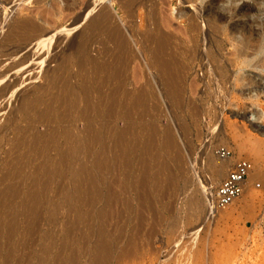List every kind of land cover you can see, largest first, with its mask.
<instances>
[{"label":"rangeland","instance_id":"obj_1","mask_svg":"<svg viewBox=\"0 0 264 264\" xmlns=\"http://www.w3.org/2000/svg\"><path fill=\"white\" fill-rule=\"evenodd\" d=\"M85 1L86 0H46V5L44 3L45 6H42L43 9L45 8L41 13L43 16L39 19L41 22H38L39 26L41 24V28L44 30V34L42 33L43 36H41V38L40 36L34 37L31 41L29 40L28 42L20 44H17L15 41L13 42L12 37H10L11 33L9 30L13 26V20H11L12 17H10L11 15L9 16L10 18L8 17L9 20L8 18L4 20L0 17V19L2 18V20H0V195L3 194L5 196L6 194L8 196L7 193H4L6 190L4 191L3 189H10V187L17 182L18 178L14 177H19L22 174L26 176L31 170V167L38 165L40 160L37 158L36 151H33L32 145L34 144L33 142H38V139H41V137L42 139H45L51 132H54V128L51 125H54L57 131L60 130V133L67 126L71 130L77 129L76 131H83L85 128L82 124V121L84 123L85 120L79 122L80 119L76 120V118H72L69 121L67 120V122H65L66 124L63 125L60 122H57V120H52L53 123L36 122L37 124H32L34 128L32 126L29 127L30 125L26 123L31 124L34 122H32L30 118L31 113L25 111L26 114L23 107L25 102L27 104L28 101L37 98V95L43 90L44 85L47 83V74L45 73L54 66L57 59L60 56L62 57L65 52L70 51L75 54L77 53L76 49L79 50V40L84 37L82 36V33L85 32L86 28V23L83 22V18L86 16L85 13L87 14V12H83L85 10L83 7L86 8L85 3L89 1L92 2V0ZM156 1L158 2L156 6L158 8V15H167L172 18V26L168 29L172 37L170 48V50H172L170 52L174 57L178 58L183 65L185 64V70H183L185 82L181 85L182 96L180 101L173 102L165 96L162 85L159 83L156 70H149L150 68L146 69V65H139V60H135L134 63L129 66L130 68H128V71H125V76H128L127 78L125 77L126 86L127 89H129L128 96L125 100L129 102L131 99L129 103L125 101V105L132 104L134 95L139 94V92L142 93L139 94L141 99L142 96L144 98L142 99V101L144 100L143 102L139 99L143 105L140 102L138 103L139 105L137 104V100L140 98L138 95L134 100L136 105L133 102L136 108L132 104L134 106L132 108L134 109L130 110L131 107L128 105L129 111L127 113L132 112L129 116H127V113H110V115H113L115 118L118 115L115 119L110 115L107 116L109 113L107 114L106 111H97L95 114L97 113L96 115L99 116H97L99 120H96L97 117L94 114L95 120L93 121L94 123L92 122V131H99V138L101 140L98 139L94 143L91 153L89 152L85 156L87 159L83 158L85 159V166L83 167L84 169L87 168L86 171L89 170L93 173L92 175L94 176L95 182L93 187L94 189H97L101 198L95 202L93 201V203L91 199L88 201V198L84 195V198L86 199L83 204L84 206L85 204L87 205L86 208H84L87 210V207L90 206L87 211L90 209L89 213L92 212L90 214V224H84L86 226H82L83 224L79 223L74 224L72 222L73 213H70L71 211L68 210L67 205L61 207V209L55 214L48 215L44 213L45 211H42L36 224H34V227L26 221L27 218H25V215L22 214L21 216V213H17L15 219H17L19 225L14 229L16 231L11 232L12 235L3 232L0 236V264H53L51 260H53L55 264H71V259L68 257L71 254V257L74 259L75 256L76 259H72V264H90L92 261L90 257L91 255L86 251H88V249L90 250V247L96 244V240L97 242L101 241V238L102 240L104 239V244L107 243L105 244V247L106 245H109L106 247V250L109 251L107 252L106 260L108 261H105L106 264H241V262L242 264H252L260 250L264 253V176H262V174L264 175V83L258 84V81L256 80L258 78L257 75L264 77V70L259 69V67H253V65L240 67L242 68L244 75L251 78L255 77L254 81L250 84L244 82L246 80L235 83L232 79L237 71H239L236 64H238L245 56L253 57L252 59L255 58L252 61L254 62L262 55L260 53L254 54L252 50H249L251 48L247 50L246 54L239 55L235 51L234 55L236 56L232 55L234 53V51H232L234 46L232 41L229 40H231L232 35L233 37L234 34L238 35V32L233 31L229 24L224 28H221V30H214L207 27L200 33L193 35L190 34V32L186 33V36L188 37L182 35L184 23L180 19H174L177 12L183 11L190 13L194 7H203L206 0H195L193 3L184 0ZM93 2L98 4V6L103 4L109 5V7L111 6L110 8L116 18L115 20L118 21L117 23H119L123 29L128 17L127 10L120 8L119 4L116 1L114 2V0L115 8H112L110 0H93ZM230 2V0H225L223 3H226L225 5L229 6ZM236 2L239 5L242 4V2L249 4V6H255L257 9L240 14L234 18L233 21H241V23L244 22L245 25L249 23L250 27H254V24L260 21H264V3L257 4L255 3L256 0H236ZM67 3H69V5H67ZM218 4L221 5V3ZM53 7H57L56 10ZM50 8H53V10ZM141 9L144 10V7ZM58 10L62 12H58ZM78 11L84 17H82ZM247 13L248 16L246 15ZM76 16L77 18H75ZM248 17L252 20L247 19ZM75 21L77 22L75 23ZM245 21L247 23H245ZM230 22L232 23V21ZM82 25H85V28ZM242 27L246 28L244 26ZM82 28H84V30ZM180 28L181 32L179 30ZM241 28L239 29L240 31L243 29ZM79 32L81 37L79 36ZM84 34L89 36L86 32ZM191 38L192 40L194 39V43L191 41ZM203 40H205V42ZM7 41H9V43ZM77 42L79 43L77 44ZM191 43L194 46H191ZM194 47L195 49H193ZM217 50H219V53ZM231 51L233 53H231ZM210 53L216 55L218 53L219 56H217L221 59L220 62H218L227 64L226 71L219 72L218 69L216 70L214 66L215 62L213 60L212 62L210 59ZM237 54L239 55L238 57ZM229 59L231 61H229ZM224 60L226 62H224ZM153 73L157 75V79L154 77L156 75ZM221 73H225V75L229 77V81L223 80L224 82L222 83ZM73 76L74 78H72ZM73 76L69 79L73 82L71 85L73 84V88L79 89V78L76 75ZM144 77H147L146 79L150 77V81L152 80V82H150L149 79H144ZM129 85L133 90H130ZM111 86V83L107 84L106 88H103L104 90L102 91H108ZM136 92L138 93L136 94ZM129 94L131 98L129 97ZM34 95H36V97ZM26 97L32 99L30 100V98ZM128 98L130 99L128 100ZM117 103L119 104V101H117ZM131 104L130 106H132ZM96 105L97 107L101 106V104ZM137 105L139 108H137ZM104 113L107 115L104 116ZM28 114L30 115L28 116ZM109 117L112 120V123L111 120L108 119ZM71 120L75 121L72 122ZM138 121L139 123H142L137 126L136 124ZM48 123H51L49 127H47L49 125ZM142 124L146 129L144 127V129L139 128ZM26 125L28 127H26ZM60 125L62 127L64 125L67 126L62 128ZM70 125L72 126L71 128ZM56 126L59 128H56ZM125 126L128 127V130H131V134H129ZM121 128L124 131H127V138L129 137L126 140L127 144L125 143L126 147L124 152L128 147L129 148L126 153H122V156H125V158L122 159L121 157L118 160V157H116V151L120 149V147L118 146L116 148L114 146L117 145L113 146V144L116 143L113 142L115 140L113 135L122 131ZM29 129H32V133L30 132L31 130L28 131ZM48 129L52 131L49 133ZM152 129H155L157 135ZM165 130H170L175 143V149L172 153L164 154L167 170L169 168L168 172L170 175L172 174L171 177H174L172 178V180L174 179L172 183H168L166 174L156 176L159 174L156 173L159 172L156 171L159 169V164L157 165L159 160L156 158L154 159V156L159 152H162L160 151L162 143L161 139L166 132ZM111 131L114 133L113 135L111 134ZM152 131L154 132V135H151V133H153ZM33 132H37L38 134L36 135H38V137L34 136L35 134ZM23 134L25 135L23 136L24 138H22ZM26 134H30V137ZM59 135L61 136L62 134ZM26 136H28L29 142L32 139L30 143H33L31 145L28 142L27 144H30L31 146L28 145L29 147L27 148H25L27 146L25 142L28 141ZM60 136V140H58L57 137L58 144H62L64 141L63 135ZM153 136H155L152 142L153 147L150 145V148L147 149V151L144 150L145 144L147 143L146 140L152 141L151 139H153ZM109 137L111 140L113 138V140L111 141ZM23 139L27 140L22 143L23 146L24 143L26 145L23 147L20 144L17 149L13 147L15 150L12 149L14 150L12 151V144L17 143L18 141L20 142V140ZM219 143L228 145L233 150L234 157H248L253 163L251 174L256 175H254V179L252 175H248L249 177L245 180L242 193L238 198L229 205L215 210L208 207V204L213 197L212 192L218 181L225 175L234 158L225 160L227 165H225L226 169L219 177H217L215 182L213 181L214 183L210 185L211 171L213 172V168L208 162L210 160L208 156L210 155V158H218L214 154V146ZM100 148L104 149V156L106 159H109V167L106 169L97 168L95 161H93L96 155L95 152L99 151ZM26 149L29 151H26ZM49 151L50 153H53L51 149ZM175 152H178L181 156V160H179L181 166L178 161L176 163V160L174 159ZM25 154L30 157L31 162L28 157L29 164ZM23 155L26 158H24ZM15 161L19 162V165ZM75 161L73 163L75 165L72 164L73 167L78 165L76 163L78 161ZM9 166L10 168L13 167V170L16 168L17 171L18 169L19 172L15 171V174L17 173L19 176L16 174L17 176H11V178L9 177L8 179L5 174V169H9ZM75 168L77 167H74V169L72 168L73 171L76 170ZM252 172H254V174ZM155 178L156 180L158 179L157 182ZM259 179L261 180L259 181ZM53 180V191L50 190L47 192L48 195H46L43 200L41 199L42 203H45L43 201H45L47 197L49 199L53 198V201L61 200L63 197L66 199L65 197L67 195L60 192L62 186H64V189L66 187V190H68V188L73 190L72 184L77 183L79 186L84 185L80 180H78L80 183H78V181L75 183L69 181L72 184L67 182L68 185L65 180L63 181L60 178ZM153 180H155V182ZM253 180H255V183ZM28 181L29 180H27V183H30V181ZM166 181L168 185L166 184ZM59 183L61 186H59ZM65 183L66 185H64ZM2 187L5 188L2 189ZM84 187L85 185L81 188ZM88 187L89 185H87V189L84 188L86 191L82 189V192L84 190V194H87L93 189V187H91L92 189L90 188L88 190ZM205 187H208L209 191L207 193L204 192ZM57 190L60 191L58 192ZM109 193L111 196L107 195ZM64 194L66 196H63ZM13 195L14 194L12 193V196H10L12 199L14 198L12 201L15 202L18 195ZM10 196H8L9 200H7V203H9L8 201L12 203ZM107 196L112 198L111 202H109L111 198L109 199ZM1 198L0 203L5 206L6 199L5 202H1ZM106 198H108V200H106ZM107 203L111 204H108L105 208L104 206ZM2 204H0V208ZM103 207L105 208L106 213L107 211L108 213L106 217L99 219L97 218V212L98 209L100 210V208L102 209ZM108 207H110L109 210H107ZM5 219V223H8L12 218L10 216ZM62 224H64V226ZM64 233L69 234V239L65 248L61 250L60 240L56 237ZM44 236L54 237L55 239L47 246V251L48 249L49 251L46 258L41 259L37 251L40 246H43L42 243H44ZM78 237L86 239L85 246L88 249L86 247L80 248V238ZM125 246L126 250L128 248L131 252L118 258L119 255L123 253L122 251L125 249Z\"/></svg>","mask_w":264,"mask_h":264},{"label":"bare ground","instance_id":"obj_2","mask_svg":"<svg viewBox=\"0 0 264 264\" xmlns=\"http://www.w3.org/2000/svg\"><path fill=\"white\" fill-rule=\"evenodd\" d=\"M45 1L46 0H0V17H2L5 20L11 15L10 16V17H12L11 20H13V26H12V28L10 27L11 29L9 30L11 33L10 37H12L13 42L15 41V42H17V44H20L23 42H28L29 40L31 41V39H33L34 37L40 36V38H41V36H43L42 33L44 34V30H42L41 24L39 26L38 22L40 21L39 19L42 18V16H43V15H41V13L45 9V8L43 9V7H42V6L46 5ZM86 1H88V0H86ZM115 1L119 4L120 8H123V9L127 10V12H128L127 13L128 17L126 16L127 17L126 24L124 23L125 26L123 27V29L119 25V23H117L118 21L115 20L116 18L114 17V15L111 11L112 10L110 8L111 6L109 7V5H106V4L98 6V4L93 2V0H92V2H90V1L86 2L85 3L86 8H84L82 6L83 9H85L83 12L84 13L87 12V14L85 13L86 16L84 17L83 15L80 14L79 11L78 12L82 17H84L83 22L86 23V28L84 27L85 25H82V26L85 28V32L89 36H86L84 34L85 32L82 33V36H84V37L80 38V40H79L80 44L78 46L79 50L76 49L77 53L74 54L70 51L65 52V54L62 55V57L60 56L57 59L54 66L52 68L50 67L51 69H49L45 73V74H47V83H46V85H44V88L42 91L40 88L41 92L39 91L40 93L39 94L37 93L39 96L36 94L37 98L31 100L32 98L26 97V98H30L31 101H28L27 104H26V102L24 103L25 104V105H23L24 112L25 111L27 113L30 112L31 113L30 118H31L32 122H34L31 124L26 123V124L30 125L29 127H31L32 124H35L36 122H39V123L51 122V123H53V121H55V120H57V122H60L63 125V124H66L65 122H67V120L69 121L72 118H76V120L80 119L79 122H81L82 120H85L84 123L85 122L86 123L84 124L82 121V124L85 126L84 130L81 129L83 131H76L77 129L71 130L68 128L67 125H64L67 127H65V129H63L61 131V133L59 132L60 130L57 131L55 129L54 125H51V123H48L49 125L47 127H49L50 125L53 126L54 132L50 133V131H52V130L48 129L50 135L47 138L42 139L41 135L39 134L42 140L37 138L38 142H36V143L33 142L34 144L32 143L33 144L32 145L30 143L32 139L29 142V138H28V136L30 134H26V135H28V136H26L28 141L23 139V140H20V142L18 141L17 143L12 144L11 150L14 148L15 149L19 148L20 144H21V146H23L22 143L25 141H27V142H25L26 144L29 142L33 147V148L31 147L33 149V151L34 150L36 151L37 158L40 160V162L38 163V165H35L36 164L35 163L34 164L35 166L31 167V170L27 173L26 176L23 174H22L23 176L22 175L19 176V174L16 173L19 177H14V178H18V180L13 186L10 187V189L7 188L9 190H7L5 187H2V189L5 188V189H3L4 191L6 190L4 193H7L8 196H10V195L12 196V193H13L14 194L13 196L18 195V197H17V200H15V202H13L12 200L14 198L12 199L10 196L12 203H10V201H8L9 203H7V200H9L8 196L6 194L4 196L2 194V189H1V194H2V195H0V198L2 197L1 202L2 201L5 202V199H6V202H5L6 204L4 206V204L0 203V204H2V206L0 208V236L3 234V232L5 234L6 233L11 234V232L16 231L14 229L19 225L17 219H15V216L17 215V213H21V216H22V214L25 215L26 216L25 218H27L26 221H28L34 227V224H36L37 220L40 217L39 215H41L40 213L42 211H45L44 213L48 214V215L55 214L61 209V207L65 206V205H67L68 210L71 211L70 213H73V221L72 222L74 224L79 223V224H83L82 226H86L84 224L89 223V220L91 219L90 214L92 212L89 213L90 209H89V211H87L90 206L87 207V210L85 209L87 205L85 204V206H84V204H83L85 202V199H86V198H84V195L88 198L87 199L88 201H89V199H91L92 202L93 201L95 202L96 200L101 198L99 192H97V189H94V187H93L95 185L94 176L92 175L93 173L90 172L89 170H88L89 172L86 171L87 168L84 169V167H83V166H85L84 165L85 159H83V158L87 159V157H85V156L89 152L91 153V151H92L91 149H92L94 143L98 139L101 140L99 138L100 132L99 131L98 132L92 131V128H93L92 122L95 120L94 117L97 114V113L95 114V112H97V111H100V112L106 111L107 114L108 113L109 114L107 115L104 113V116L105 115L109 116L110 113L111 114L112 113L117 114V112L122 113V114L127 113L129 111V107H131L130 110L134 109V108H132L136 105L134 100H135L136 96H138L139 94H142V93L139 92V94H137L138 92H136L137 95H134L133 102L135 105L132 102V104L134 106L131 103L130 104L132 106H130V104L125 105V101H126L125 99L127 98L128 93H129L128 92L129 89H127L126 81H125V77L127 78L128 76H125V71L126 70L128 71V68H130L129 66L132 63H134L135 60H137V61L139 60V62H140L139 65L140 64L146 65L147 66V67L145 66L146 69L150 68L149 70H151V69H153L154 71L156 70V72L158 73L159 83L162 85L163 93L165 94V96H167L173 102H178L181 99V96H182L181 85L185 82V77H184L185 75L183 72V70H185L184 69L185 64L183 65V63L180 62V60L178 58L174 57L172 55V53L170 52L172 50V49L170 50L172 37H171V33L168 29H169V27L172 26L171 25L172 24L171 23L172 18L167 16V15H162V14L160 16L158 15V10H157L158 8L156 7L158 2L156 0H114V2ZM184 1L189 2V3H193L195 0H184ZM224 1L225 0H206L204 2L203 7L202 6L200 8L194 7L192 9V12H190V13L179 11V12H177V15H175V17L174 16L173 17H174V19H180L184 23V26L182 29L183 30L182 35H184V36H186L187 35L186 33H188V32H190V34H192V35L196 34V33H200L204 28L206 29L207 27L212 28L214 30H221V28H224L225 26H227L229 24L231 26V29H233V31L238 32V35L234 34V37L232 35L231 40H229V41H232L233 46H234L233 50L231 47V50L234 51V53L231 51V53H233L232 55L235 54V51L239 55L246 54V52L249 48H251L249 50H252V52H254V54L260 53L262 55L260 58L258 57L254 62H252V61L255 58L252 59L253 57H248V56L244 57L243 56L244 58L241 61H239L238 64H236L237 67L239 68L238 69L239 71H237V73L235 72L236 73L235 75L233 73V75H234L233 78L231 75V78L233 79V81L235 83L243 82L244 80H246L244 82H248L250 84L254 81L255 77L251 78L249 76L244 75L243 74L244 72H243L242 68H240V67L253 65V67H257V68L259 67V69L264 70V21H262V22L260 21L256 24H254L255 26L254 27L252 26L253 28L250 27V24L247 23L246 21H245V23L249 24V25L246 24L247 26L244 24V22L241 23V21L240 22L233 21L234 18H236L238 15L243 14L245 12L253 11L257 8L255 6H249V4H246L243 2H242V4L239 5V4H237L236 0H230L231 2H230V5L228 6V5H225L226 3L225 4L223 3ZM110 2L112 3V8H115V3L113 2V0H110ZM110 2H109V4H110ZM44 3H45V5H44ZM69 3H67V5H69ZM218 3H221V5H219ZM255 3L262 4V3H264V0H256ZM72 4H73V2H72ZM214 5H215V7H214ZM55 6H56V4H55ZM193 6H195V5H193ZM142 7H144V10L141 9ZM53 8L56 10L57 7L56 8L53 7ZM53 8L52 9L50 8V9L53 10ZM58 8H60V7H58ZM258 10H260V9H258ZM59 11L60 10H58V12ZM60 12H62V11H60ZM59 14H61V13H59ZM246 15L248 16V13ZM2 18L0 20H2ZM9 18H8V20H9ZM75 18H77V16ZM79 18H81V17H79ZM247 19H250V18L248 17ZM75 20H77V19H75ZM250 20H252V19H250ZM230 21H232V23ZM255 21H256V19H255ZM76 22L77 21H75V23ZM83 22H82V24H83ZM242 26H244L246 28H243ZM248 26H249V28H252V29H249ZM84 28H82V29L84 30ZM181 28H182V26H181ZM181 28L179 29L180 32H181ZM240 28L244 31H242V30L240 31L239 30ZM81 32H82V30H81ZM5 33H6V31H5ZM79 36H80V32H79ZM184 36H183V38H184ZM186 37H188V36H186ZM46 40H47V37H46ZM191 41H193V43H194V39L192 40V38H191ZM203 41L205 42V40H203ZM7 42L9 43V41H7ZM189 42H190V40H189ZM78 43L79 42H77V44ZM12 44H15V43H12ZM137 44H138V46H137ZM191 46H194V45L192 44ZM22 47H24V46H22ZM193 49H195V47ZM211 51H213V50H211ZM217 51L219 53V50H217ZM218 53H217V55H218ZM193 54H195V53H193ZM238 54H237V57L239 56ZM248 54H249V52H248ZM260 54H258V55H260ZM10 55H12V54H10ZM19 55H20V53H19ZM217 55L211 54V57H210L211 61L213 60L215 62L214 66H215L216 70L218 69L219 72L224 71V70L226 71L227 64L219 63L221 59H219L218 58L219 55L218 56ZM234 56H236V55H234ZM252 56H254V55H252ZM189 57H190V55H189ZM19 58H20V56H19ZM240 59H241V57H240ZM229 61H231V60L229 59ZM8 62H11V61H8ZM14 62H15V60H14ZM224 62H226V61L224 60ZM235 63H237V62H235ZM212 64H210V65H212ZM204 67H206V66H204ZM233 67H235V66H233ZM153 74H155V73H153ZM221 74H222L221 75L222 76V83L224 82L223 80L229 81V77L226 76L225 73H221ZM73 75H76L79 78V81H80L79 82L80 88L78 86L79 89H75L72 86L73 84L71 85V83H73V82H71L69 79H71V76H73ZM76 76H75V78H76ZM134 77H137V76H134ZM154 77L156 78L157 75ZM257 77L258 78L256 80L258 81V84H260V83L263 84L264 83V77H262L260 75H257ZM72 78H74V76ZM146 78L147 77H144V79H146ZM148 79L150 81V77ZM148 79H146V80H148ZM146 80H144V81L146 83H148ZM203 80H205V79H203ZM150 82H152V80ZM110 83L112 86L109 88V90L108 91H102V90H104L103 88H106V85L110 84ZM248 83H246V84H248ZM226 84H227V82H226ZM240 84H242V83H240ZM130 90H133V89H131V86H130ZM36 95H34V96L36 97ZM129 97H130V94H129ZM130 98H128V100ZM139 99L142 101V99H144V98L142 96V99H141V96H140V98H138V100L136 99L137 104L139 102L141 103V101H139ZM24 100H26V99H24ZM117 101H119V104L117 103ZM130 101H131V99H130ZM129 102H127V103H129ZM116 103H117V105H116ZM96 104H98V105L101 104V106L97 107ZM141 104L143 105V103H141ZM128 105H129V107H128ZM39 106H41L42 108ZM135 108H136V106H135ZM137 108H139V106ZM142 109H140V110H142ZM135 110H137V109H135ZM144 110H145V108H144ZM100 112H98V113H100ZM131 113H127V116H129V114H131ZM29 115L30 114H28V116ZM97 116L98 115H96V117ZM117 116H116V118H117ZM98 117L96 118V120L98 119ZM111 117L115 118L113 115ZM108 119L111 120L110 117ZM108 119H107V121H108ZM74 121L75 120H73L72 122H74ZM101 122H102V120H101ZM111 123H112V120H111ZM141 123H139V121H138V123L136 125L138 126ZM96 124H97V121H96ZM44 125H43V128H44ZM101 125H102V123H101ZM107 125H108V123H107ZM142 125H140V127H139L140 129L145 128V126L144 125L142 126ZM99 126H100V124H99ZM26 127H28V126L26 125ZM60 127H62V126L60 125ZM71 127L72 126L70 125V128ZM56 128H59V127L56 126ZM127 128L128 127H126V129ZM50 129H51V127H50ZM110 129H111V126H110ZM22 130H24V129H22ZM55 130H56V132H55ZM79 130H80V128H79ZM152 130L155 132V134L157 133L155 131V129H152ZM28 131H30L32 133V129H29ZM48 131H46V132H48ZM130 131L131 130L129 129L128 130L129 134H131ZM22 132H24V131H22ZM105 132H107V131H105ZM154 132L151 133V135L152 134L154 135ZM33 133L35 135L34 134H31V135L38 137V135H36V134H38L37 132L36 133L33 132ZM59 134L63 135L64 141L62 144H58V142H57V137H58V140H60ZM111 134L113 135L114 133L112 132ZM127 134H128L127 131L126 130L124 131L122 129V131H120L118 134L115 133L114 134L115 136L113 135V137L115 138V140L113 142H116L115 144L112 143L113 146L117 145L114 147H116V148L118 146L120 147V149H118V150L116 149L117 155L115 154L116 157H118L117 158L118 160L121 157H122V159L125 158V156H122V155L124 153H126V151L129 148L127 145L128 148L124 152V149L126 147L125 146L126 140L129 138V137L127 138ZM23 136H25V135L23 134L22 138H24ZM34 136H33V138H34ZM19 138H20V136H19ZM148 138H146V139H148ZM154 138H155V136H153V139H151L152 141L146 140L147 143L144 141L146 143V144L144 143L145 144L144 150L147 151V149L150 148V145L151 146L153 145L152 142H153ZM37 139H35V140H37ZM173 139L174 138H173L170 130H167L161 139V142H162L161 143V150L160 149L159 150L162 152H159L158 153L159 155L156 154L154 156V159L156 158L157 160H159V162H157V165L159 164V167H158L159 169L156 170L159 172L155 171L156 173H159V174L156 176H159L161 174L162 175L166 174V177L168 179V183H172V181L174 180V179L172 180V178H174V177H171L172 174L170 175V173L168 172L169 168L167 170L166 160H165L164 154H166V153L171 154L172 151L175 149V143H174ZM110 140H111V138H110ZM112 140H113V138H112ZM25 143H24V146L26 145ZM103 143H104V141H103ZM30 144H27V146L25 148L29 147L28 145H30ZM154 145H155V142H154ZM23 147H21V148H23ZM50 149L53 153H50V151H49ZM14 150H12V151H14ZM27 150L28 149H26V151ZM29 150H30V148H29ZM118 151H119V153H118ZM139 152H141V151H139ZM30 153H31V151H30ZM95 153H96V155L94 154L95 157L94 156H92V157L95 158V159L93 158L94 159L93 161H95V164L97 165L96 167L97 168L98 167L99 168H105V169L107 167H109L108 166V164H109L108 160L109 159L105 158L104 149L100 148V150L96 151ZM25 156H26V154H25ZM207 156H208V154H207ZM209 156H208V158L210 160L208 162L210 163L211 167L213 168V172L211 171L212 174L210 177L211 183H209L211 185L215 182L217 177H219L224 172V170L226 169L225 168V165H226L225 160H227V159L214 158V157L210 158ZM23 157H24V155H23ZM26 157H27V161H28L29 156H26ZM26 157H24V158H26ZM77 157H79V158H77ZM180 157H181L180 154L178 152H175L174 159L176 160V163L178 161V163L180 164V162H179V160H181ZM10 158H12V157H10ZM17 160H18V158H17ZM75 160L78 162H76ZM29 161H30V157H29ZM29 161H28V164H29ZM74 161L78 165L74 166L77 168H75L76 170L73 171V169H74L73 165H75V164H73ZM16 163L18 164L19 162H16ZM93 164H94V162H93ZM126 165H124V166H126ZM180 166H181V164H180ZM5 170H6L5 174L7 175L8 179H9V177L11 178V176L16 175L15 174L16 168L13 170V167L10 168V166H9V169H5ZM16 172H19V170L17 169ZM155 172H153V173H155ZM252 173L254 174V172H252ZM259 173H260V171H259ZM249 174L252 175L251 172ZM254 175H256V174H254ZM254 175H252L253 179H254ZM156 176H153V177H156ZM262 176H264V175L262 174ZM160 177H162V176H160ZM56 178H60L63 181L65 180L66 183L67 182L70 183L71 181H73L75 183L78 180H80L84 183V185H85L84 188L87 189V185H89L88 190L91 187H93V189L91 188L92 190H90V192H88L87 194L86 193L84 194V190L86 191V189L81 188L84 185L79 186V184H77V183H75L76 185L70 183L73 185V190L69 189V188H68V190H66V187H65V189L63 188L64 186H62V189H64V190H62V189H61V191L57 190L58 192L60 191L62 193H65L67 196L65 194L63 196H66L65 197L66 199H64V197H63V199H61V200L53 201V198L49 199L47 197L45 199V201H43L45 203H42L41 199L43 200V198H45L46 195H48L47 192H49L50 190L53 191L52 188L54 187V185L52 184V182L54 181L53 179H56ZM134 178H136V177H134ZM27 180H29L30 183H27ZM155 180H156V178H155ZM155 180H153V181L155 182ZM157 180H156V182H157ZM165 180H166V178H165ZM260 180L261 179H259V181ZM254 181L255 180H253V182ZM62 183H64V182H62ZM66 183L64 185H66ZM68 183H67V185H68ZM78 183H80V182L78 181ZM163 183H165V182H163ZM166 184H167V181H166ZM59 186H61V184ZM95 188H98V187H95ZM57 189H58V185H57ZM59 189H60V187H59ZM82 189H84L83 192H82ZM69 190H70V192H69ZM71 190H72V192H71ZM8 191L10 194L8 193ZM208 191H209L208 187H205L204 192L207 193ZM213 193H214V191L212 192V195H213ZM107 195L111 196L110 193ZM49 197H50V195H49ZM108 198L110 199L111 197H108ZM108 198H106V200H108ZM111 201H112V198L110 199L109 202H111ZM92 202H90V203H92ZM108 204H111V203L105 204L104 207L106 208ZM104 207L102 209L100 208V210L98 209V212L96 211L97 212V218L101 219V218H104L107 216L108 211L106 213V210ZM109 209H110V207H108L107 210H109ZM262 211H263V209H262ZM10 216L12 219L8 223H5V221H6L5 218L10 217ZM4 219H5V221H4ZM28 222H27V224H28ZM62 225L64 226V224H62ZM63 231H65V230H63ZM26 233H28V232H26ZM67 233H68V231H67ZM7 236H10V235H7ZM82 237H84V236H82ZM56 238L60 240L59 242L61 245V250H63L65 248L66 243L68 242L69 234L64 233V234L58 235ZM78 238H80L79 239L80 241L78 240L80 242V248H85L86 247L85 246L86 245V239L81 238V237H78ZM54 239H55L54 237H49V236L45 237L44 243H42L43 246H40L39 250L37 251L38 255L40 256L41 259L46 258V256L48 255L47 253H48L49 249L47 251V248H48L47 246ZM96 239H98V238H96ZM99 240H100V238H99ZM103 240H102V238H101V241L97 242V240H96V242H95L96 244L93 242L95 245L91 246L90 250L86 247L88 249V251H86V252H88L91 255L90 257H91L92 261H91V263L89 262L90 264H104L105 261H108V260H106V258H107V252H109V251L106 250V247H108L109 245H106V247H105V244H107V243L104 244ZM78 241H76V242H78ZM129 242H131V241H129ZM124 248L125 249L122 251L123 253L121 255H119L118 258H121V256L123 257V255L131 252V250L129 251L128 248L126 250V246ZM87 249H85V250H87ZM61 250H60V252H61ZM86 252H85V254H86ZM71 256H72V254L68 257H70L69 258V259H71L70 263L72 264L73 262H71V261L73 258ZM57 258H59V257H57ZM74 259H75V256H74ZM60 260H61V258H60ZM51 262L53 264H55L53 260H51ZM40 263H42V262H40ZM241 264H242V262H241ZM252 264H264V253L261 250L257 254L256 259H255L254 263H252Z\"/></svg>","mask_w":264,"mask_h":264},{"label":"built area","instance_id":"obj_3","mask_svg":"<svg viewBox=\"0 0 264 264\" xmlns=\"http://www.w3.org/2000/svg\"><path fill=\"white\" fill-rule=\"evenodd\" d=\"M214 154L221 159L234 157L233 150L223 143L214 146ZM252 169L253 163L248 157H234L225 175L215 186L209 208L215 210L223 208L238 198L242 193L244 182Z\"/></svg>","mask_w":264,"mask_h":264}]
</instances>
